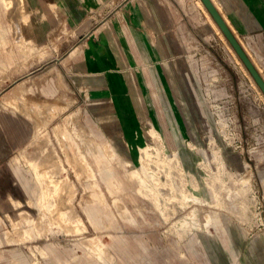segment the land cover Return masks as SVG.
I'll return each mask as SVG.
<instances>
[{
	"label": "crops",
	"instance_id": "obj_1",
	"mask_svg": "<svg viewBox=\"0 0 264 264\" xmlns=\"http://www.w3.org/2000/svg\"><path fill=\"white\" fill-rule=\"evenodd\" d=\"M211 1L264 79V0ZM218 33L196 0H0V229L6 212L16 209L13 200L23 204L30 192L13 156L32 139L27 116L39 113V100L65 92L77 99L69 107L81 112L95 138L78 143L90 162L97 163L102 142L125 148L129 159L118 153L99 177L113 163L137 162L143 146L199 142L209 110L191 52L213 47ZM113 130L120 134L111 138ZM130 187L136 199H124L127 214L112 200L101 203L92 221L85 215L86 231L102 239L118 264L162 242L156 218ZM51 247L43 264L68 256L60 245ZM0 264L29 263L0 251Z\"/></svg>",
	"mask_w": 264,
	"mask_h": 264
},
{
	"label": "rangeland",
	"instance_id": "obj_2",
	"mask_svg": "<svg viewBox=\"0 0 264 264\" xmlns=\"http://www.w3.org/2000/svg\"><path fill=\"white\" fill-rule=\"evenodd\" d=\"M218 34L213 47L191 52L209 110L199 142L143 146L137 162L113 163L99 177L118 153L129 159L125 148L102 142L95 148L97 163L90 162L78 143L95 138L81 112L69 107L79 105L77 99L65 92L39 100V113L27 116L35 127L32 139L13 156L30 192L6 212L0 251L43 264L51 246L60 245L68 256L59 264H118L102 239L86 231L85 215L92 221L103 212L101 203L112 200L127 214L124 199H136L132 184L156 218L162 242L130 264H264V95ZM118 134L109 132L111 138ZM134 168L144 183L132 177Z\"/></svg>",
	"mask_w": 264,
	"mask_h": 264
},
{
	"label": "water",
	"instance_id": "obj_3",
	"mask_svg": "<svg viewBox=\"0 0 264 264\" xmlns=\"http://www.w3.org/2000/svg\"><path fill=\"white\" fill-rule=\"evenodd\" d=\"M207 11L209 12L210 16L212 17L213 21L216 23L218 28L220 29L221 33L231 46V48L235 51L237 57L240 59L242 64L244 65L247 72L250 74L254 82L256 83L259 90L264 95V79L261 76V74L256 69L255 65L239 43V41L236 39L234 34L231 32L230 28L220 15V13L215 8L213 2L211 0H201Z\"/></svg>",
	"mask_w": 264,
	"mask_h": 264
},
{
	"label": "bare ground",
	"instance_id": "obj_4",
	"mask_svg": "<svg viewBox=\"0 0 264 264\" xmlns=\"http://www.w3.org/2000/svg\"><path fill=\"white\" fill-rule=\"evenodd\" d=\"M197 2H198V4L199 5H201L202 6V8L204 9V11L206 12V14H207V16L210 18V20H212V22H213V24H214V26L216 27V29L218 30V32L223 36V34L221 33V31H220V29L218 28V26L216 25V23L213 21V19H212V17L210 16V14H209V12L207 11V9L205 8V6L203 5V3L201 2V0H196ZM223 38L225 39V37L223 36ZM226 40V39H225ZM227 41V40H226ZM228 43V42H227ZM229 44V43H228ZM230 46V45H229ZM230 48H231V46H230ZM232 49V48H231ZM232 51L234 52V54L236 55V53H235V51L232 49ZM237 56V55H236ZM238 58V57H237ZM240 60V59H239ZM242 63V62H241ZM244 66V65H243ZM250 75V74H249ZM250 78H251V80L254 82V80L252 79V77L250 76ZM255 83V82H254ZM256 84V83H255ZM132 177H138V178H140V182L141 183H144V179H142L139 175H138V171H137V169H132ZM46 194V193H45ZM74 218H75V221L77 220L79 223H80V220L77 218V217H75L74 216Z\"/></svg>",
	"mask_w": 264,
	"mask_h": 264
}]
</instances>
